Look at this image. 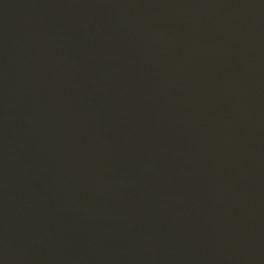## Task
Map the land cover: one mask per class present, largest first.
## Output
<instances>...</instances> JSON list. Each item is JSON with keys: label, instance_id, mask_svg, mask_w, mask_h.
I'll return each instance as SVG.
<instances>
[{"label": "water", "instance_id": "95a60500", "mask_svg": "<svg viewBox=\"0 0 264 264\" xmlns=\"http://www.w3.org/2000/svg\"><path fill=\"white\" fill-rule=\"evenodd\" d=\"M0 264H264V0H0Z\"/></svg>", "mask_w": 264, "mask_h": 264}]
</instances>
